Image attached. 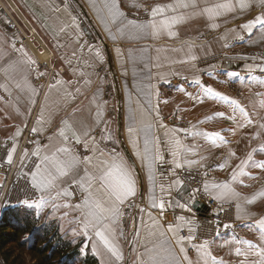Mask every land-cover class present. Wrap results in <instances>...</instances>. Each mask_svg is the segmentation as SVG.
Instances as JSON below:
<instances>
[{
  "label": "snow or ice",
  "instance_id": "obj_1",
  "mask_svg": "<svg viewBox=\"0 0 264 264\" xmlns=\"http://www.w3.org/2000/svg\"><path fill=\"white\" fill-rule=\"evenodd\" d=\"M63 8L57 7L55 4L46 5L49 12L55 16L59 23V28L55 29L57 35H69L70 39L75 43V47L71 52V56L77 60V64H83L85 69L90 71L79 72V80H83L84 86L88 87L92 83L91 77L96 75L98 66L104 65L107 60L104 52L98 46L87 45L81 43L84 37V32L81 26L76 22L77 17L72 15L68 0H63ZM259 5L264 10V0H227L223 4H215L213 6H205L200 8L198 0H175L174 3L165 5H157L150 9V19L145 22H137L129 20L126 23L121 20L124 16L123 12H119L114 0H103L102 7H98L95 3L92 5L96 9L98 19L104 25V30L108 38L116 42L119 38L127 36L131 39H145L157 38L162 33L166 32L169 36H174L173 29L176 25L182 23L185 17L189 14L187 11L180 10H199L201 14H207L209 19H214L221 11L226 9L234 11L237 8L240 10L252 8ZM148 11V9H146ZM103 13V14H102ZM171 13V15H168ZM111 25H118L116 32L112 31ZM216 25H213L215 27ZM257 26L261 33H264V17L257 16L254 20L242 25L249 35ZM237 39H243V36H238ZM227 46V45H226ZM15 51H22L17 49L15 43L11 45ZM87 48L88 57L85 58L83 53ZM191 49H189L190 51ZM6 53L0 49V61L5 60ZM24 60H13L10 57L6 63H0V70L3 71L5 77H10V74L16 70L21 64L29 66V71H36V79L39 80L45 76L46 73L38 71L34 68L37 62L28 57L26 52H23ZM115 57L117 60L124 58V52L120 47H115ZM197 57L191 56V60L195 61ZM186 63V61H179ZM71 65L72 61L68 60ZM260 73H264V66H257ZM250 79L264 85V78L257 75H251L256 71V67H249ZM75 74V73H74ZM210 77L216 79L213 73H208ZM123 75L127 76L125 71ZM175 75V73H173ZM225 77L232 79L239 76L235 71H227L224 73ZM103 79V78H101ZM165 82L166 77L163 78ZM187 79V78H185ZM79 82V81H78ZM223 82V81H218ZM65 82L60 79L55 80L54 83L48 85V93L44 96V103L39 107L36 113L35 125L31 132L33 136L42 134L47 130L53 118L52 108L48 101L51 93L55 90L62 93V98L67 101L68 98L75 100L73 92L69 91ZM192 86L199 89V94L193 96L192 93L186 92L183 86L179 87V91L186 92L193 100H200L202 102L204 97H211L227 103L231 108V115L225 117L224 112L218 113L220 117L232 121L235 128L229 129L235 134L236 129L247 128L253 125V119L250 113L241 107L237 100L230 99L227 95L221 94L219 91H214L211 86L205 85L200 78H194L191 81ZM43 87V85H40ZM127 88V85H125ZM138 92L144 93V101L138 99L136 110H133L131 95H128V109L126 119L128 121L127 134L132 148L135 150V156L146 167V185L144 191H140V186L134 177V169L127 163L123 156L118 154L115 148L107 149V144H115L113 132L110 123L105 119L104 108L107 105L106 101H102V89L97 88L92 95V103L95 105L94 124L95 128L80 122L79 127L76 123L62 120L60 127L55 132V138L59 144L53 143V137L49 136V144L42 145L39 140L34 141L35 148L31 153L26 149L21 157L19 179L24 183L26 193H31V196L37 197L31 203L29 199H24L23 203L29 207L41 210L50 207L53 213L61 209H71L78 215L72 219H68L69 212L65 211L61 217L68 225H75L72 228V235L89 236V232H94L95 237L99 239L103 248L107 253L114 258V261H122L124 259L116 241L120 237L125 236V229L122 223H126L124 217L128 214L123 209L136 208L135 200L138 195L141 198L146 197L145 207L139 208L140 215L133 216V231L131 233V242L133 244L139 242L144 249L140 253L139 264H193L189 258L186 245L194 248L198 254L197 264H225L223 259H217L212 254L211 248L215 243V239L220 236V221L217 220L215 237L210 242L205 239L202 242H195L197 240L196 234L192 227L193 221L185 216H177L175 222L168 223L167 227L160 222V218L164 217L165 211L168 208H180L191 212L189 204L195 199L193 190L187 196L184 193V180L181 179L177 170H188L194 167L202 166L201 161L188 159L189 156H196V148L198 145H186L176 135L177 132L183 131L185 139L191 136L193 139L201 138L204 141L216 143L217 140L226 143L224 137L220 132L207 131H192L187 129H171L165 133L167 139L165 151L171 156V164L174 166L171 170V175L165 178L160 176L157 178L156 165L164 163L165 156L159 147L160 140L152 134L153 123L158 127H164L159 121V109L152 103L153 88L150 83L146 88L137 86ZM0 90L6 93L8 97L13 95V91L17 96L15 99L14 111L17 115H24L29 118L32 117L36 105L37 97L40 93L31 83L28 76L22 80L5 79L0 83ZM77 94H82L81 88H75ZM158 95V93H156ZM260 95V93H256ZM0 95V99H4ZM255 107V105H253ZM260 108L264 109V101L260 102ZM23 109V111H21ZM156 115L153 116L152 112ZM27 127V123H24ZM261 129H264V123L259 124ZM99 129V140L96 135H93L95 129ZM22 134V129L10 138L11 148H8L7 142L4 145L5 156L0 157V163H7L11 166L14 163V153L17 151V138ZM142 141V149H141ZM105 145L101 147V145ZM79 145L83 147L86 155H81L74 146ZM256 149H253L255 152ZM264 152V147L259 149ZM235 156V153H230ZM30 157H35L34 161H30ZM31 164V166H29ZM252 165L256 168L264 169V160H253L252 154L249 153L246 160L241 161L238 168L243 169L247 165ZM221 169L224 165L219 166ZM205 175H207L205 173ZM241 175H247L246 172L241 171ZM233 181H236L235 173L233 174ZM242 182V181H241ZM67 184V187L64 185ZM3 185H0L2 190ZM203 191L212 195L217 200H224L227 202L230 198L239 197V193L235 192L227 184L214 183L209 186L207 182L203 184ZM76 193H79V203H68ZM38 194V196H37ZM175 194V195H174ZM264 198V192H259L251 199H245L244 203L251 205L256 203L257 199ZM186 202L182 203L181 201ZM147 209V210H146ZM237 216L236 219H242L239 215L241 211V204H236ZM158 211L159 215H154L153 212ZM147 217V220L144 217ZM137 220L143 225V238H141V229L137 227ZM255 226L259 229L260 244L253 243L250 240L239 238L233 230L230 236L225 239L220 247L236 245L234 254L237 257H243L240 264H264V218L256 221ZM187 228V235H181L184 228ZM230 223H224L223 229H233ZM249 229L253 228L252 224L247 225ZM151 245V247H149ZM92 250L94 253L99 249L96 244H93ZM182 254V255H181ZM255 259H252V258Z\"/></svg>",
  "mask_w": 264,
  "mask_h": 264
},
{
  "label": "crops",
  "instance_id": "obj_2",
  "mask_svg": "<svg viewBox=\"0 0 264 264\" xmlns=\"http://www.w3.org/2000/svg\"><path fill=\"white\" fill-rule=\"evenodd\" d=\"M82 9L81 16L71 5L70 0L68 3L70 5V11L72 15L77 17V23L80 25L82 23V17L85 18L87 25H89V31L85 28L81 30L84 32V37L81 43H86L87 45L98 46L102 49L106 56L107 62L98 66L96 69V75L91 77L92 83L90 86L85 87L83 80H79V72L90 71L85 69L83 64H77V60L71 56V52L75 47V43L70 39L72 35H57L55 29L59 28V23L56 21L55 16L49 12L46 5L55 4L57 7L63 8V0H0V49L5 53V60L0 61V63H6L7 59L10 57L13 60H24L26 57L23 56V52L27 53V56L34 58L35 52L32 47L27 49L18 40L21 37H15L10 31L6 30V24L9 23L7 7L15 10V13L22 19V21H31L33 24H43L48 25L47 31H40L36 36L37 39L49 40L51 48L50 63L57 65V72L55 80L60 79L66 83L65 87L69 91L73 92L75 95V100L68 98L65 101L62 98V93H58L55 90L52 91L50 99L48 101L50 107L52 108V120L47 130L42 134L53 137V143L59 144V141L55 138V132L58 127L62 126V120H68L69 122L76 123L79 127L80 122H84L87 125L95 128L94 116H95V105L92 103V95L96 92L97 88L102 89L101 99L106 101L107 105L104 108L105 119L110 123L111 130L113 132L114 138L116 140L115 144L108 143L107 149L115 148L116 152L124 157L129 165L134 169V177L137 180L138 186H140V191H144V186L146 185V167L141 161L135 156V150L132 148L131 143L128 139L127 125L128 121L126 119L127 109H128V95H131L133 110H136L138 99L144 101V93L138 92L137 86L141 88H146L150 83L153 88V95L151 97L153 105H156L159 109V121L162 122L164 127L156 126L153 123L152 134L160 140L159 147L161 152L165 156L164 163H158L156 165L157 178L164 176L167 178L171 175L172 167L171 156L165 151L166 144L164 141L167 139L165 133L171 129H187L188 132L192 131H207V132H220L224 137L226 143H222L217 140L215 144L209 141H204L201 138L193 139L188 136L185 139V133L183 131L177 132L176 135L182 140L186 145H198L195 149L197 152L196 156H189L188 159H194L201 161L202 166L194 167L192 169L202 170L205 169L210 161L213 159L217 160V164L213 168V173L211 178L206 180V182L211 187L214 183L227 184L235 192L239 193V197L230 198L225 202L224 200H219L221 202L230 203L234 207V216H237L236 204H241V215L242 219H237L240 223L238 237L241 239L250 240L253 243L260 244L259 239V229L255 226L256 221L260 218H264V198L257 199L256 203L248 205L244 203L245 199H251L256 195V192H264V176H260V171L247 170V175H241L238 165L241 161L247 159L246 153H258L256 156L257 160H264V152L259 151L264 147V129L259 127V124L264 123V109L260 108V102L264 99V85L258 82L251 83L250 85V95L253 99H235L238 101L241 107H244L251 115L253 119V125L247 128L236 129L235 134H233L229 129L235 128L232 121L226 119L228 115H231L232 108L225 102L218 99H203L193 100L186 92L192 93L193 96L199 94V89L196 86L191 85V81L188 86L189 89H185L186 92H182L183 96L179 94V90H174L171 92L166 86H162L160 83L163 78L169 77L177 68L179 77L192 76L193 78L200 77V72L197 71V60L201 57L202 45L204 44L200 41V35L206 31H212L211 35L206 39L210 40L214 44L217 42V48L225 45L228 39L235 36V34L241 31H247L246 29H239L235 31L234 24H247L249 21L254 20L255 17L263 16L264 10L261 9L259 5L246 9L243 20L239 21L232 17L230 19H222L225 14H228V10L224 9L221 11L220 15H217L214 19H209L207 14H201L199 10H180L187 11L189 14L185 17V20L180 23L185 25H190V28H180V24L176 25L173 29L175 33L174 36H169L166 32L162 33L157 38H145V39H131L127 36L119 38L116 42H113L108 38L107 33L104 30V25L98 19L97 11L92 5L95 3L98 7H102L103 0H73ZM219 4L226 3L227 0H218ZM216 0H198L200 8L205 6H213L217 4ZM175 0H114L119 12H123L124 16L121 18L123 22H127L130 19L126 16V9H137L138 7L147 8L150 12L152 7L157 5H165L169 3H174ZM234 3V0H232ZM258 9H260L258 11ZM227 12V13H226ZM103 14V13H102ZM171 15V13H168ZM28 18V19H27ZM189 18V19H188ZM230 20V21H227ZM217 21V22H216ZM224 21H227L224 23ZM213 25H216L213 27ZM233 26V27H231ZM112 31L115 33L118 25H111ZM231 27V28H230ZM259 29V27H258ZM255 32V29H253ZM259 31V30H258ZM257 31V32H258ZM248 32V31H247ZM261 31H259L260 33ZM257 34V33H256ZM21 36V34H20ZM19 42V43H18ZM15 43L17 49L22 51H15L12 49L11 45ZM40 45V43H39ZM212 46V44H211ZM115 47H120L124 52V55L128 57V61L125 63L124 58L117 60L115 57ZM201 48V49H200ZM189 49H191L189 51ZM171 50L175 53L177 57L176 63L171 64L169 58L171 56ZM202 50V51H201ZM209 50V49H208ZM84 57H88L87 48H85ZM195 55L197 59L195 61L191 60V56ZM139 56L146 57L144 62L139 64ZM164 60L162 64L163 68L154 73V62H159ZM71 60V65L68 63ZM49 61V60H48ZM45 61V62H48ZM179 61H186V63H180ZM147 62V63H146ZM129 64V69L127 64ZM147 65H146V64ZM150 63V65L148 64ZM152 64V65H151ZM177 67L175 68V66ZM139 67L141 68V74H139ZM218 69L226 71L237 72L240 68L238 63L227 62L222 63ZM127 72V76L123 75ZM75 73V74H74ZM25 76H28L33 86L37 88L40 95L37 97L36 109L31 118L24 116L22 120L17 124L15 123L12 128H10L7 135L0 137V144L3 140L10 138L17 132L18 129H22V134L17 138L19 142L25 133V129L28 126L35 125L36 113L39 111V107L44 103V96L48 93V86L45 89L40 87V83L37 84L34 71H29V66L21 63L15 71L10 74V77H5L2 70H0V83L4 82L5 79H10L13 81L22 80ZM123 77L124 81H123ZM103 78V79H101ZM142 78V82L140 79ZM55 80L52 82L54 83ZM248 83L249 79H244ZM79 81V82H78ZM164 81V80H163ZM51 84V83H50ZM127 85V88H125ZM81 88L82 94H77L75 88ZM168 89V90H167ZM181 92V91H180ZM158 93V95L156 94ZM256 93L260 95L256 96ZM179 94V95H178ZM0 95L5 97L4 99H16V92L13 91V95L8 97L6 93L0 90ZM255 105V107H253ZM224 112L225 117H220L218 113ZM15 114V113H14ZM176 116L178 125H173L172 123L166 121L169 115ZM12 115V114H11ZM152 115L155 116L156 113L153 111ZM24 123H27V127H24ZM99 129H95L93 135H96L97 140H99ZM49 144V140L46 145ZM75 149L80 152L81 155H86L83 147L77 145ZM105 145H101L104 147ZM141 141V149H142ZM253 149H256L253 152ZM230 153H235V156H231ZM262 158V159H261ZM224 165L221 169L219 166ZM245 166L244 168L248 167ZM178 171V170H177ZM235 173L236 181H233V174ZM242 181V182H241ZM252 184H257V187H253ZM260 189V190H259ZM258 190V191H257ZM184 193L187 196L192 193L190 188L184 184ZM257 193V194H258ZM175 195V194H174ZM215 195L214 193L212 194ZM145 198H141L139 195L135 200L136 208L134 209H123L128 213L124 220L126 223H122V227L125 229V236L118 238L116 243L118 244L121 252L123 253L124 259L122 261H114L103 248L100 243L99 246V259L102 264H139L140 253L143 252V248L140 243L137 242L133 244L131 242V233L133 231V216L140 215L138 210L141 207H145ZM186 202L185 200L181 201ZM192 201L189 206L191 212L185 211L180 208H168L165 211L164 217L160 218V222L167 227L168 223L175 222L177 216H185L190 218L193 223L192 227L195 228L196 224V209L193 206ZM147 210V209H146ZM68 212V211H67ZM154 215H159L158 211L153 212ZM70 215V213H69ZM76 212H72V218L77 216ZM147 220V217H144ZM252 224L253 228L249 229L247 225ZM137 227L141 229V240L143 238V225L137 220ZM183 230L187 232L185 227ZM187 235V234H186ZM185 235V236H186ZM91 239H99L95 237L94 232H89ZM229 236L220 237L215 239V243L212 245L211 251L217 259H223L225 264H240L243 257H237L234 254V248L236 245H230L226 247H220V244L227 239ZM89 239V238H88ZM202 242V241H194ZM211 242V241H210ZM264 246V245H262ZM151 247V245H149ZM188 249V256L193 261V264H197L198 254L194 248L190 245H186ZM104 254V255H103ZM182 255V254H181ZM252 259H255L254 257Z\"/></svg>",
  "mask_w": 264,
  "mask_h": 264
},
{
  "label": "rangeland",
  "instance_id": "obj_3",
  "mask_svg": "<svg viewBox=\"0 0 264 264\" xmlns=\"http://www.w3.org/2000/svg\"><path fill=\"white\" fill-rule=\"evenodd\" d=\"M70 2H71V5L74 7V9L81 16L82 9L73 0H70ZM219 3L220 1L217 2V4ZM234 3H235V0H234ZM7 9H8V12H6V15L8 16L9 23L6 24V30L14 34L15 37H21V39L18 41L22 45H24L27 49L32 47L33 51L35 52V56L34 55L32 56L34 57L33 59L37 62L36 66H33V67L38 69V71L40 72L46 73V75L41 77L39 80L36 79V82L37 84L40 83L43 86L45 85L48 86L50 83H52L55 80L58 64L53 65L50 63V59L51 61H53L52 57L48 59L49 61L46 60L48 62H45L44 60L40 58L41 53L49 52L51 45H50L49 40L42 41L41 39L36 38V36L38 35V32L44 31V30L47 31L48 25H43V24L36 25V24H33L31 21H22V19L15 13V10H13L10 7H7ZM146 9L142 7H138L137 9H132V10L126 9L125 14L127 18L130 20H134L137 22H145L151 18L149 10L146 11ZM259 10L260 9H258V11ZM242 11L245 12L246 9L240 10L237 8L235 12L233 13L232 11H229L227 15L225 14V17L224 16L222 17V19H225V18L230 19L231 15L229 13H232V17H234L236 20L242 21L244 17V14H242L243 13ZM259 16H261V14ZM261 17H264V14ZM82 19L83 20H82V23H80V26L82 27V29L85 28L87 31H89V25H87L85 18L82 17ZM230 20H227V21H230ZM227 21H224V23ZM181 27L188 29L190 28V25L184 26V24H180V28ZM234 28H235V31H238L239 29L240 30L243 29L242 24H237V22L234 24ZM258 30L259 29L257 26V28L255 29V32L252 31L250 35L247 31H241L238 34H235L234 37L228 39V41L225 43L224 46L222 45L220 47L219 45L218 49H215L217 48V42L214 44L210 40L206 41V39L212 34L211 33L212 31H206L202 33L200 35V41H202L204 44L201 47L203 50L201 51L203 53L201 54V57L198 58L197 60V66H198L197 71L200 72V77L198 78L202 79V82L205 85L211 86L214 89V91H219L221 94L227 95L230 99H253L249 91H250L251 83H255V81H252L250 79V73L248 71L249 67L250 66L256 67V71L254 73H251V75H257L261 78H264V73H260L259 68L257 67V66H264V33H261V32L259 33L260 30L259 31ZM238 36H243V39L242 40L237 39ZM138 58H139V64L141 66V64L144 62V59H146V57L139 56ZM124 59H125L124 62L126 63L128 61V57L124 55ZM175 60L177 61V57L175 56V53L171 50V56L169 58V62L171 64H174L176 63ZM164 62L165 61L161 59L159 62L155 61L154 62L155 66L153 68L155 70L152 71L151 73L155 74L156 71L161 70L163 68L162 64ZM227 62L238 63V66L240 69L237 71V73H239V76L234 77L232 79H228L224 75V73L227 71L218 69L222 63H227ZM129 64L130 63L127 64L128 69H129ZM148 64L150 65V63ZM176 67L177 65L175 66V68ZM210 72L216 76V79H213L212 77L209 76L208 73ZM174 73L175 75L171 74L169 77L166 78L167 81L169 82H165V80L163 79L164 81L162 80L160 84L162 86L171 88L169 89L171 92H174V90H178L180 86H183L184 89H189L188 86L186 85H189L190 81L193 80L194 78L190 75L179 77L180 74H178L177 68L174 71ZM34 74L36 78V71H34ZM139 74H141L140 67H139ZM124 78L125 77H123V81H124ZM244 79H249L250 82L248 83ZM142 81L143 80L141 78L139 83H141ZM218 81H223V82H218ZM47 86H45L44 89ZM179 94L183 96V93L180 91H179ZM254 98L264 99L263 97L262 98L254 97ZM203 99H214V98L204 97ZM15 106H16L15 99H0V137L7 135L10 128H12L15 123L18 124L22 120L21 118L23 117V115H17L15 113L14 111ZM21 111H23V109H21ZM174 115L175 114L169 115V117L166 118V121L172 124L174 123L173 125H178V121L177 122L175 121L177 118ZM6 142H7L8 148H11L12 146L10 140L8 141L7 139L3 140V142L0 144V157H4L6 154L5 148H4V145ZM20 142L21 140L17 142V151L16 153H14V159H17V158L19 159L18 164H20L21 157L25 151V150H21ZM47 142H48V138L46 135V142L44 145H46ZM76 147L78 146L76 145ZM20 150L21 152L19 153ZM29 153H31V151H29ZM246 154L247 156L249 155V153H246ZM251 154H252L253 160L258 161L256 158L258 153H251ZM262 154L264 153H261V156ZM31 158H33V161L35 160V157H30L29 160H31ZM249 169L260 171V176H264V169L256 168L250 164L248 167L240 169V170L247 172V170ZM252 186L255 188L258 185L252 184ZM64 187H67V184H65ZM257 193L258 192H256V194ZM75 196L71 200H68L67 202L72 203V204L79 203L80 202L79 198L77 197V195ZM27 198L29 199V202L31 203V201L33 199H36L37 197L31 196V193H28ZM13 203L10 207H7L6 205H2V204L0 205V225L2 224L3 221L5 222V220H3L4 213H6L7 211H9L7 214V219H9V217L13 215L12 212L14 211H15L14 213L15 216L16 214L18 215V217H20L21 215V222L24 221L23 219H26V222H28V224L30 225L27 228H30V229L29 231L24 232L19 238L20 241L22 240V242L26 241L28 243L26 247H28L33 241H37L38 239L40 240L39 241L40 244H43L44 246L48 243V240H52L51 246H54L55 244H57L59 242L58 239H62L63 241L69 240L73 244H79L80 257L78 258V260H74L76 262L75 264H80L79 262L80 258H83L85 255L96 256L100 264H102L99 259V255H100L99 252L94 253L92 250L93 244H96L97 247L99 248L100 246L99 241L97 239L95 240L88 239V237H85L83 235H78L74 237L72 235V228L76 226L68 225L65 220L61 219L65 211H68L70 213V215L68 216V219H72L73 210L61 209L60 211L53 213L50 207H48V208L41 210L38 213L37 210L27 207L23 203V201L21 203H15V204ZM14 215H13V219H11L10 221L12 223L16 222ZM46 232H48V235H46ZM54 232H56V234L52 236L51 234H54ZM238 233L236 235H238ZM8 247L12 249L13 254L22 253L23 256L26 257L27 260L30 259V253L28 252L27 248L26 247L21 248L17 242H13L12 245ZM61 260L63 261L64 259L63 258L58 259L57 264H59ZM74 261L69 260L67 262L68 264H73ZM0 264H5L1 253H0ZM110 264H114V263H110Z\"/></svg>",
  "mask_w": 264,
  "mask_h": 264
},
{
  "label": "built area",
  "instance_id": "obj_4",
  "mask_svg": "<svg viewBox=\"0 0 264 264\" xmlns=\"http://www.w3.org/2000/svg\"><path fill=\"white\" fill-rule=\"evenodd\" d=\"M175 121L177 122V119ZM31 129L32 126H28L23 138L21 139V150L27 149L28 151H32L35 148L34 141L36 140H39L42 145H44L46 142L45 135L39 134L33 136ZM18 160V158L14 159V163L11 166H9L7 163H0V185H3L2 190H0V205L2 204L10 207L13 202V204L21 203L24 199H28V193H26L24 189L25 182L22 179H19L20 173L18 172V169H20L21 165L18 164ZM30 161H33V158H31ZM217 163V160L213 159L210 161L208 166L202 170H178L181 179L184 180V184L188 186L192 192L193 190L198 189V191L195 193V199L193 202L195 203L198 201V205H203L201 211L196 210L197 219L194 232L196 234L197 241H203L205 239L209 241L213 240L217 228V225L215 224L217 220L220 221V236L217 238L228 235L230 236L233 230L236 234L239 231L240 223L234 216L233 205L230 203L221 202L213 198V195L203 191V184L206 180L211 178L213 168ZM29 166H31V164ZM205 173L207 175H205ZM76 195L79 198V193H76ZM224 223L232 224L234 226L233 229H223ZM186 234L187 232L182 230L181 235Z\"/></svg>",
  "mask_w": 264,
  "mask_h": 264
},
{
  "label": "trees",
  "instance_id": "obj_5",
  "mask_svg": "<svg viewBox=\"0 0 264 264\" xmlns=\"http://www.w3.org/2000/svg\"><path fill=\"white\" fill-rule=\"evenodd\" d=\"M9 211L4 213V219L2 224L0 225V253L3 256L5 264H57L58 259H64L59 264H68L69 260H78L80 257L79 244H73L71 241H66L62 239H58L59 242L54 246H51L52 240H48V243L44 246L40 244V240L33 241L28 247L27 242L22 240L20 241V236L29 231L30 225L26 222V219L21 222V215L18 217L14 215L15 211L12 212L16 222H10L13 219V215L7 219V214ZM18 217V218H17ZM54 234H51L54 236ZM48 235V232H46ZM229 236V235H228ZM226 237V236H225ZM48 239V238H47ZM13 242H17L20 247L27 248L30 253V259L27 260L26 257L23 256L22 253L13 254V251L10 247ZM80 264H100L99 260L96 256L93 255H85L83 258L79 260ZM76 262L74 261L73 264Z\"/></svg>",
  "mask_w": 264,
  "mask_h": 264
},
{
  "label": "bare ground",
  "instance_id": "obj_6",
  "mask_svg": "<svg viewBox=\"0 0 264 264\" xmlns=\"http://www.w3.org/2000/svg\"><path fill=\"white\" fill-rule=\"evenodd\" d=\"M51 53L50 52H43L40 55V58L44 61L48 60L50 58Z\"/></svg>",
  "mask_w": 264,
  "mask_h": 264
},
{
  "label": "water",
  "instance_id": "obj_7",
  "mask_svg": "<svg viewBox=\"0 0 264 264\" xmlns=\"http://www.w3.org/2000/svg\"><path fill=\"white\" fill-rule=\"evenodd\" d=\"M193 206L195 207L196 210H199V211H201L203 208V205H200V204L198 205V201H196Z\"/></svg>",
  "mask_w": 264,
  "mask_h": 264
}]
</instances>
